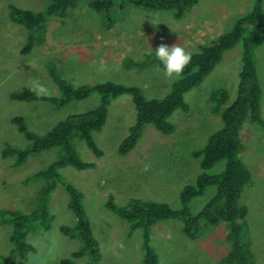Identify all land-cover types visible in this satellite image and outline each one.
Wrapping results in <instances>:
<instances>
[{
    "label": "rangeland",
    "instance_id": "obj_1",
    "mask_svg": "<svg viewBox=\"0 0 264 264\" xmlns=\"http://www.w3.org/2000/svg\"><path fill=\"white\" fill-rule=\"evenodd\" d=\"M10 4L39 10L46 3L43 0H0V210L28 213L34 209L47 184L42 178L29 179L46 170L61 152L54 148L32 155L25 165L16 167V157L3 158V150L8 146L24 150L31 144L13 119L23 117L31 132L44 137L68 116L96 108L100 96L95 93L86 100L55 108L48 102L15 101L12 93L29 88L37 94L39 84L49 94L37 95L59 96V89L49 75V68H53L60 78L74 80L79 87L114 82L138 87L148 100L163 99L178 79L167 77L160 66L128 68L127 60L144 63L148 56L156 59L154 52L161 43L178 45L191 55L199 46L211 44L222 32L230 31L240 17L252 10L254 3L253 0H201L182 20H177L171 11L127 7L126 13L118 15L109 29L103 27L102 15L83 4L65 21L52 20L46 42L27 54L22 50L29 31L11 20ZM242 51V45L229 51L214 73L185 96L189 111L178 110L173 114L170 123L175 131L171 135L147 126L138 144L128 155L121 156L120 144L136 121V110L128 95L110 104L102 133H94L104 153L102 158L97 159L80 134H74L71 145L80 159L96 163L97 168L67 167L60 175L62 182L84 194L86 216L103 255L99 264H144L143 233L137 231L129 237V225L105 207L111 196L118 206L141 199L164 202L175 210L182 208L181 191L202 173L200 159L193 154L203 149L208 138L222 127L221 110L236 98ZM255 54L264 118V45ZM222 93H228L229 103L215 111L214 97ZM242 141L241 158L252 175L240 199L249 210L245 242L249 243L253 263L264 264V130L247 122ZM225 165L226 162H220L207 173L221 174ZM215 194L216 188L210 187L203 196L195 198L189 206L192 213L201 211ZM68 202L69 197L59 183L49 198L54 216L52 229L28 235L27 241L36 253L29 254L28 260L19 264H61L80 249V240H72L60 232L61 226L76 225L77 219L69 210ZM179 225L172 220L152 228L151 248L158 254L160 264H218L229 253L231 243L222 225L196 240L186 236ZM11 230L9 225L0 227V259L8 256L12 249ZM76 262L87 264L89 258Z\"/></svg>",
    "mask_w": 264,
    "mask_h": 264
},
{
    "label": "trees",
    "instance_id": "obj_2",
    "mask_svg": "<svg viewBox=\"0 0 264 264\" xmlns=\"http://www.w3.org/2000/svg\"><path fill=\"white\" fill-rule=\"evenodd\" d=\"M201 0H43L46 6L39 10L25 9L10 4L9 15L13 22L24 26L29 31L28 40L22 50L23 54L33 51L46 42L49 24L52 20L65 21L75 11L88 4L94 11L102 15V25L111 28L118 15L126 13L127 7L145 9L147 11H171L177 20L185 18ZM250 12L240 17L234 27L217 37L209 45H201L191 55L181 78L176 80L172 91L163 99H146L136 86H125L114 82L100 83L94 86H77L74 80L60 78L53 68L49 75L59 89L57 97H44L29 88L11 94L18 102H48L55 108H64L74 101H83L97 93L100 96L98 106L81 114H72L59 122L44 137L31 132L21 116L13 119L20 133L30 142L24 150L6 147L3 158L16 157L15 166L22 167L32 155L59 148L60 157L49 167L32 176L33 179H45L46 186L41 190L36 205L30 212L18 210H0V227H12L9 241L12 249L8 256L0 259V264H19L28 260L29 254L36 249L27 241L29 234L47 233L52 229L54 216L49 208V198L59 183L66 191L68 208L77 221L74 227L61 226L60 232L72 240H80L81 247L72 253L70 259H63L61 264H77L83 257L89 258L87 264H99L102 261L100 244L93 235L92 225L86 216L84 194L75 186L62 182L60 171L67 167L77 170H92L96 163L83 162L73 146L71 139L79 133L97 159L104 156L98 147L94 133H102L109 114L110 104L123 96L132 98V106L136 110V121L130 128L129 135L119 147L121 156L128 155L138 144L147 126H153L164 135H171L175 127L170 119L178 110L189 111L185 96L193 89L201 86L222 63L229 51L237 50L242 45V68L236 98L229 103L228 93L217 94L215 111L221 110L222 127L213 133L204 146L193 154L200 159L202 173L193 184L186 185L180 193L182 208L175 210L164 202L132 199L127 205L118 206L111 196L105 204L106 209L129 225V237L137 231L143 233L145 248L144 264H160L158 254L151 247L152 228L166 221H177L179 228L192 240L210 233L222 225L226 239L231 243L229 253L218 264H254L249 243L246 244V223L249 210L240 203L245 185L250 183L252 175L243 163L241 154L244 150L242 133L247 122L264 130V118L261 110L263 91L258 76L256 51L264 45V0H253ZM122 14V15H123ZM144 63L127 60L126 66L133 68L145 65L163 66L157 59L148 56ZM144 65V66H143ZM145 66V67H146ZM164 70V69H163ZM220 162H226L224 171L218 175H210L208 170ZM33 178V179H32ZM210 187L216 188L215 196L198 213L193 214L189 207L191 202L206 193ZM19 262V263H18Z\"/></svg>",
    "mask_w": 264,
    "mask_h": 264
},
{
    "label": "clouds",
    "instance_id": "obj_3",
    "mask_svg": "<svg viewBox=\"0 0 264 264\" xmlns=\"http://www.w3.org/2000/svg\"><path fill=\"white\" fill-rule=\"evenodd\" d=\"M154 53L155 58L163 66L164 74L170 78H181L186 66L191 61V55L178 45L161 43ZM36 90L37 94H49L48 90L39 84L36 86Z\"/></svg>",
    "mask_w": 264,
    "mask_h": 264
},
{
    "label": "crops",
    "instance_id": "obj_4",
    "mask_svg": "<svg viewBox=\"0 0 264 264\" xmlns=\"http://www.w3.org/2000/svg\"><path fill=\"white\" fill-rule=\"evenodd\" d=\"M156 12H157V11H156ZM220 20H221V19H220ZM217 23H218V22H217ZM223 33H224V32H222L219 36H221ZM219 36H218V37H219ZM205 45H209V44H205ZM191 55H192V54H191Z\"/></svg>",
    "mask_w": 264,
    "mask_h": 264
}]
</instances>
